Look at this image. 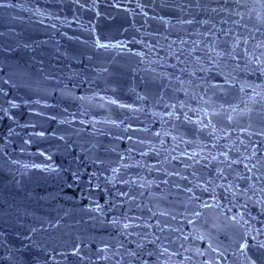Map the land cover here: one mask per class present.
<instances>
[{
  "label": "water",
  "instance_id": "obj_1",
  "mask_svg": "<svg viewBox=\"0 0 264 264\" xmlns=\"http://www.w3.org/2000/svg\"><path fill=\"white\" fill-rule=\"evenodd\" d=\"M261 243L264 0H0V264Z\"/></svg>",
  "mask_w": 264,
  "mask_h": 264
},
{
  "label": "snow or ice",
  "instance_id": "obj_2",
  "mask_svg": "<svg viewBox=\"0 0 264 264\" xmlns=\"http://www.w3.org/2000/svg\"><path fill=\"white\" fill-rule=\"evenodd\" d=\"M101 46L103 47V45H101ZM245 167H247V165H245ZM253 239H255V237H253ZM240 247L243 249V248L246 247V245L245 244H241ZM260 247L264 248V243H261Z\"/></svg>",
  "mask_w": 264,
  "mask_h": 264
}]
</instances>
